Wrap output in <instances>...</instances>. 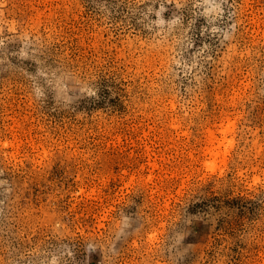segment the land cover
Listing matches in <instances>:
<instances>
[{
	"label": "rangeland",
	"instance_id": "rangeland-1",
	"mask_svg": "<svg viewBox=\"0 0 264 264\" xmlns=\"http://www.w3.org/2000/svg\"><path fill=\"white\" fill-rule=\"evenodd\" d=\"M0 264H264V0H0Z\"/></svg>",
	"mask_w": 264,
	"mask_h": 264
}]
</instances>
